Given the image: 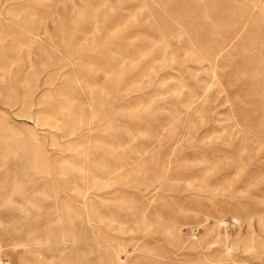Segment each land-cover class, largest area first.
<instances>
[{"label": "rangeland", "instance_id": "obj_1", "mask_svg": "<svg viewBox=\"0 0 264 264\" xmlns=\"http://www.w3.org/2000/svg\"><path fill=\"white\" fill-rule=\"evenodd\" d=\"M0 264H264V0H0Z\"/></svg>", "mask_w": 264, "mask_h": 264}]
</instances>
